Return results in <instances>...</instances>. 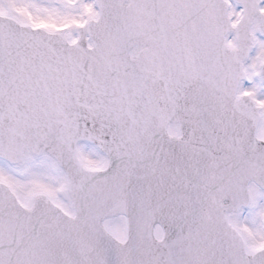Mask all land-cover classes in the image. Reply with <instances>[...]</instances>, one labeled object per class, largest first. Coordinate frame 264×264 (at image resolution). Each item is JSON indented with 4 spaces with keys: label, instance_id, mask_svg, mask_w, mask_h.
<instances>
[{
    "label": "snow or ice",
    "instance_id": "snow-or-ice-1",
    "mask_svg": "<svg viewBox=\"0 0 264 264\" xmlns=\"http://www.w3.org/2000/svg\"><path fill=\"white\" fill-rule=\"evenodd\" d=\"M0 264H264V0H0Z\"/></svg>",
    "mask_w": 264,
    "mask_h": 264
}]
</instances>
